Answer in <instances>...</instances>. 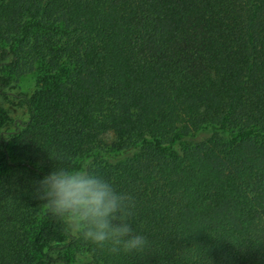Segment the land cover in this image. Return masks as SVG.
<instances>
[{
  "label": "trees",
  "instance_id": "obj_1",
  "mask_svg": "<svg viewBox=\"0 0 264 264\" xmlns=\"http://www.w3.org/2000/svg\"><path fill=\"white\" fill-rule=\"evenodd\" d=\"M0 96V264H264V0H0ZM64 165L135 197L143 249L49 214Z\"/></svg>",
  "mask_w": 264,
  "mask_h": 264
},
{
  "label": "clouds",
  "instance_id": "obj_2",
  "mask_svg": "<svg viewBox=\"0 0 264 264\" xmlns=\"http://www.w3.org/2000/svg\"><path fill=\"white\" fill-rule=\"evenodd\" d=\"M36 195L50 215L100 249L130 253L147 244L129 222L135 197L95 170L57 166L38 181Z\"/></svg>",
  "mask_w": 264,
  "mask_h": 264
},
{
  "label": "rangeland",
  "instance_id": "obj_3",
  "mask_svg": "<svg viewBox=\"0 0 264 264\" xmlns=\"http://www.w3.org/2000/svg\"><path fill=\"white\" fill-rule=\"evenodd\" d=\"M37 73L38 71H33L31 73L22 76L14 77L17 88L22 92L31 91L35 85ZM1 115H5L12 120L25 119L27 116L25 114V108L21 106V104H19L16 100H13L9 97L4 98L0 96V117ZM214 132L215 131L213 129H208L205 131H201L197 134H193L185 138H182L181 140L177 141V143L174 145V149L179 150L181 146L189 145L201 141L207 138L208 136H210L211 134H213ZM112 140H113L112 134H108L107 143L110 144ZM134 152H135L134 150L130 151L127 154H125L122 158H124L127 155H131ZM66 255L71 261L77 260V255L75 254L74 250L67 251Z\"/></svg>",
  "mask_w": 264,
  "mask_h": 264
}]
</instances>
